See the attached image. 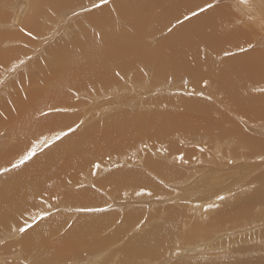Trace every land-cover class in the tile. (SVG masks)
Here are the masks:
<instances>
[{
	"label": "rangeland",
	"instance_id": "obj_1",
	"mask_svg": "<svg viewBox=\"0 0 264 264\" xmlns=\"http://www.w3.org/2000/svg\"><path fill=\"white\" fill-rule=\"evenodd\" d=\"M30 1L0 0V33L16 32L15 36L20 33L30 40L28 43L8 37L0 42V54L11 55L10 66H2L1 71L6 74L1 79L9 76L21 62L15 56L18 48V54H27L30 58L23 64L26 68H18L0 84V170L10 169L0 175V188L2 190V185L5 189L0 192V219L3 220L0 221V264H132L141 261L140 257L144 262L140 264H264V144L260 146L262 153L254 155V147L264 140V120L250 117L251 113L264 109V91H261L264 89V0H152L154 3L109 0L99 8L92 5L100 0H80L75 9L71 1L56 0L53 5L50 0H39V9L33 16L36 33L21 25L13 26L19 6L23 4L19 17L26 11L24 20L32 13ZM143 1L148 4L147 11L141 5ZM208 4L213 7L207 8ZM140 5L147 13L134 9L135 6L140 9ZM102 7H108L112 13L114 52L117 50L113 53L111 68L114 73L107 74L106 87L98 86L90 93L84 88L89 100L81 107L70 106L72 101L69 100L66 108L53 105L49 111L38 114L41 106L37 105V110L24 118L29 104L13 103L9 95L15 91L26 99L34 88L32 80L40 84L36 79L40 75L35 68L37 63L43 69L47 65L57 67L51 51L59 41L71 50L76 48L74 42L84 34L76 20L86 33L97 37V29L84 18L92 12L97 15ZM201 8L205 11L201 12ZM193 11L197 15L193 16ZM19 17L17 23H20ZM62 18L66 28H57L63 26ZM205 19L213 21L210 29ZM199 26L207 29L202 36L194 31ZM56 29L57 36L53 34ZM230 33H234V37H230L234 40L224 36ZM182 40L190 41L192 47L203 46L204 52L211 48L205 68L216 74L217 84L221 74L235 68L242 70L239 80L223 89L225 95L222 90L210 92L201 83L205 80L196 82L195 74L187 68L191 51L184 57L179 54L182 50L177 49ZM213 41H219L216 51H212ZM260 62L258 68L253 69L252 64ZM62 68L66 78L71 76L69 65ZM23 79L24 87L20 82ZM70 90V93L75 91ZM71 98L75 97L71 95ZM231 102L235 110L231 109ZM16 107H20L21 112L15 119ZM121 113L132 117L120 126L117 121L108 122L112 114ZM52 114L60 118L69 115L70 124L58 128L57 123L66 121L43 119ZM136 119L143 121L136 123ZM191 120L194 124H190ZM228 120H232L234 126ZM102 125L104 128L100 127ZM169 125H174L172 131L168 130ZM69 127L75 131L49 147L43 146L44 140L51 141L56 133L67 131ZM93 127V133H81ZM239 133L249 135L251 140H261L251 147L239 145L236 143L242 140ZM61 143L66 145L60 146ZM33 145H39L36 156L12 169L11 164ZM232 151L238 154L231 157ZM168 157L180 162L175 163ZM32 169L38 175V180L35 175L31 177L34 182L27 178ZM137 172L139 174H134ZM102 178H106L105 182ZM11 186L15 189L18 186L20 191ZM26 223L33 226L21 235L16 229ZM82 227L88 231L80 229ZM162 228H167L168 233L163 234L158 244H150L158 235L156 230ZM76 229L80 234L75 236ZM95 229L97 233L93 232ZM81 232H89V235ZM44 239L47 241H42ZM24 241L29 245L28 250ZM144 251L150 257H144ZM41 256L48 261L40 262Z\"/></svg>",
	"mask_w": 264,
	"mask_h": 264
},
{
	"label": "bare ground",
	"instance_id": "obj_2",
	"mask_svg": "<svg viewBox=\"0 0 264 264\" xmlns=\"http://www.w3.org/2000/svg\"><path fill=\"white\" fill-rule=\"evenodd\" d=\"M32 1V3H33V6H31L33 9H32V13L24 20V15H25V13H26V11H24V13L21 15V17H19L20 18V23H19V21H18V23H16L15 24V19H16V17H17V13H21V11H22V9H23V7L21 6H19L20 8L18 9V12L17 13H15V15H14V17H13V26L14 27H17V25H18V27H20V25L22 26V27H24V28H26L27 30H29V31H31V32H34V33H36L37 32V27L35 26V20L33 19V16L35 15V13L38 11V2H40L39 0H31ZM30 1V2H31ZM55 1L56 0H50V2H52V4L53 5H55ZM66 1H71V3H70V5L72 6H74V9H75V7H77V3L80 1V0H63V2H66ZM75 1V2H74ZM92 1V0H91ZM95 1H97V0H95ZM120 1H122V0H119L118 1V3H120ZM93 2V1H92ZM145 2H147V0L145 1ZM148 2L150 3V2H152V3H154L152 0H148ZM155 2H157V1H155ZM164 2H165V0H164ZM117 3V2H116ZM143 3H144V1H143ZM30 4V3H29ZM144 4H146V3H144ZM144 4H141V5H143L142 7L143 8H145V6H147L148 4H146V5H144ZM165 4V3H164ZM27 5V4H26ZM119 5V4H118ZM141 5L139 6V8L140 9H137V7L135 6V8L134 9H136V10H140V13H141V10H143V8L141 9ZM51 6V5H50ZM65 6H67V4H65ZM122 6H124L125 7V5L124 4H122ZM127 6H128V4H127ZM17 7V6H16ZM133 7V6H132ZM127 8V7H126ZM125 8V9H126ZM130 8V7H129ZM147 8V7H146ZM146 8H145V10H146ZM148 8H149V6H148ZM73 9V10H74ZM119 9V8H118ZM122 9V8H121ZM132 9V8H131ZM79 10V9H78ZM77 10V11H78ZM120 10V9H119ZM128 10V9H127ZM136 10H134V11H136ZM145 10H143L145 13H147ZM149 10V9H148ZM76 11V12H77ZM98 11V10H97ZM121 11V10H120ZM149 11H152V10H149ZM16 12V11H15ZM128 12V11H127ZM137 12V11H136ZM29 13V12H28ZM75 13V12H74ZM97 13V15L96 14H94L93 12L92 13H90V14H88L84 19H89L90 20V22L92 23V25L94 26V28H96L97 29V37H95V36H91V35H89V33H86L87 31L84 29V27H82V25H81V23H78L77 21H79V20H76V22L75 23H77V24H79L78 26H79V29H81L82 30V33H84L83 34V36H82V38L81 37H79L74 43L77 45H75L76 46V48H74V49H72L71 50V48L70 47H68L65 43H62V40L61 41H59L58 42V44H57V46L56 47H54V50H52L51 51V53H54V59H55V61H56V63H55V65L57 66V67H51L50 65H49V68H48V65H47V67H46V69H43L41 66H40V64L39 63H37L38 64V66H35V65H31V66H35V68L38 70V74H40L36 79H38V80H40L39 82H40V84L37 82L36 83V81H35V79H33L32 80V85L34 86V88H33V90L32 91H30V93H29V95H28V97L26 96V99H22V98H20L19 96H18V94L17 93H15V91L13 92V95H12V93L9 95V100H11L13 103H17V104H22V105H26V104H29L28 105V111L25 113V115H24V118H26V117H28L29 116V114L32 112V111H35V110H37L36 109V107H37V105H40L41 106V109H40V111H39V113L38 114H42V112H45V111H49L51 108V106H53V105H59V106H62V107H65V106H68V105H66L67 103H70V101L69 100H71L72 102L70 103V106H73V107H78V106H83L88 100H89V95L88 94H85L84 92H86L87 90H83L84 88L86 89V87L89 89V92L88 93H90V91H92L93 89H96V87H100V86H105L106 87V84L109 82V79H105V78H107L108 76H107V74L109 75V74H113L114 72H112L111 71V68L113 67L112 66V64H114L113 63V53H115V52H117V50L114 52V44H115V38L113 37V35H114V24H113V22H112V13L109 11V9H108V7H102L98 12H96ZM125 13H126V11H125ZM138 13H139V11H138ZM145 13H143V15H145ZM137 14V13H136ZM142 14V13H141ZM139 15V14H138ZM163 15H164V13H163ZM3 16V15H2ZM60 16V15H59ZM62 16V15H61ZM74 16H76V15H74ZM138 17H140V19L141 18H144V16L143 17H141V16H138ZM147 17V16H146ZM213 17V16H212ZM59 18H61V17H59ZM205 18V17H204ZM80 19V18H79ZM149 19V18H148ZM196 19V18H195ZM208 19V18H207ZM62 20V22H60L59 20V22L60 23H62L63 24V26H57V25H55V26H57V28L59 27H65L64 25V23H63V18L61 19ZM72 21L74 20V19H71ZM70 20V21H71ZM132 20H134V19H132ZM137 20V19H136ZM206 20V19H205ZM212 20V19H211ZM70 21H68V22H70ZM70 22V23H73V22ZM140 21V20H139ZM148 21V20H147ZM146 21V22H147ZM207 21V20H206ZM210 21V20H209ZM209 21H207L206 23H209L210 24V26H209V28L208 29H210L211 27H212V23H213V21L211 22H209ZM2 22V21H1ZM58 22V23H59ZM80 22V21H79ZM196 22V21H195ZM129 23V22H128ZM136 23V22H135ZM134 23V24H135ZM143 23V22H142ZM141 23V24H142ZM200 23V22H199ZM214 23H216L215 21H214ZM77 24L75 25V26H77ZM129 24H131V22L129 23ZM140 24V23H139ZM140 24V25H141ZM150 24V22H148V23H146V25L148 26ZM203 24H205V23H203ZM61 25V24H60ZM68 25H69V23H68ZM73 25V24H72ZM90 26H91V24H89ZM67 26V25H66ZM78 26H77V28H78ZM68 27V26H67ZM82 27V28H81ZM141 27V26H140ZM151 27V26H150ZM66 28V27H65ZM64 28V29H65ZM92 28V27H91ZM54 30H55V28H53ZM61 30V29H60ZM59 30V31H60ZM63 30V29H62ZM81 30H79V35L81 34L80 33V31ZM85 30V31H84ZM149 30V29H148ZM152 30V29H151ZM206 30L207 29H202L200 26L199 27H196V28H194V31L197 33V34H199V36H202L203 34H205V32H206ZM65 31V30H64ZM225 31V30H224ZM145 32V31H144ZM149 32H150V30H149ZM226 33H227V31H225ZM240 32V34H242V32L241 31H239ZM15 33L16 32H14V33H12L11 32V34H9V33H7L6 31H5V33H0V42H2L5 38H8V37H10L9 39L10 40H20V41H23V42H30V40L27 38V37H25V36H23V35H21L20 33H18V35L17 36H15ZM58 32H57V29H56V33H53V34H57ZM124 33V32H123ZM123 33H122V35H123ZM151 33V32H150ZM191 33V32H190ZM190 33H189V35H190ZM52 34V36H53V38H55V35H53ZM75 34V33H74ZM119 34V33H118ZM235 34H238V33H235ZM82 35V34H81ZM131 35V34H130ZM130 35H128L129 37H130ZM142 35V34H141ZM188 35V34H187ZM52 36H50L51 38H52ZM57 36V35H56ZM78 36V35H77ZM184 36V35H183ZM182 36V37H183ZM192 36H193V34H192ZM224 36H226V39H233L234 40V38H230V37H234V33H230V34H227V35H224ZM75 37H76V35H75ZM170 37V36H169ZM185 37V36H184ZM189 37V36H188ZM52 38V39H53ZM66 38V37H65ZM117 38V37H116ZM121 37H119L118 39H120ZM187 38V37H186ZM50 39V38H49ZM72 39V38H71ZM118 39H116V41H119ZM123 39V38H122ZM132 39V38H131ZM141 39V38H140ZM170 39V38H169ZM187 39H189V38H187ZM51 40V39H50ZM74 40H75V38H74ZM97 40H99L100 41V43H97ZM217 40H219V39H217ZM64 41V40H63ZM102 41V42H101ZM138 41V40H137ZM70 42H71V40H70ZM120 42H122V40L120 41ZM123 42H125V39L123 40ZM131 42H132V40H131ZM135 42V41H134ZM136 43V42H135ZM180 44H177V49H179V50H182L181 51V53H179L180 55H182V56H184V57H186V54H189V52L191 51V58L188 60V62H187V68L193 73V74H195V78H197V80H196V82L198 83V82H201V81H203V80H205V81H203V82H201V83H203L205 86H206V88H208L209 89V91L211 92V91H220V90H222V94L223 95H225L226 94V92L223 90L225 87H227V86H229V85H232V84H234V83H236L238 80H239V78H240V75H241V72H242V70L241 69H239V68H235V69H233V70H231V71H229V72H226V73H223V74H221V81H220V83L219 84H217V82H216V80L214 79V77L216 76V74L215 73H213V71H207L206 70V68H205V61H206V58H207V56H208V51H209V49H211V48H209L208 50L206 49V52H204V48H203V46H194V47H192L191 45H190V41L188 42V41H186V40H182V41H180L179 42ZM187 43H189V46L188 47H186V45H187ZM219 43V41H213V44H214V48L212 49V51H216L215 49H216V47H215V45L216 44H218ZM72 44H73V42H72ZM116 44H119L118 42L116 43ZM176 44V43H175ZM69 45V44H68ZM122 45V44H121ZM125 45H127V44H125ZM139 45V44H138ZM230 45V44H229ZM119 47V46H118ZM125 47V46H124ZM205 47V46H204ZM205 48H207V47H205ZM115 49H117V48H115ZM127 49H129V48H127ZM134 49V48H133ZM126 50V49H125ZM16 52V54H15V56H16V59H18V60H20V61H23V63H19V65L17 66V67H15V70H13V71H11V73H9L10 75L9 76H7V77H5V78H2L1 79V77L4 75V73H5V71H1V70H3L2 69V66H3V68H5L6 66H10V64H11V59L9 58L11 55H8V53H7V55L8 56H6V53L4 52H2L1 54H0V58H1V61H0V84L2 83V81H4V79H6V78H9V77H11L13 74H15V72L17 71V69L18 68H20V67H22V66H24L23 64H27L29 61H30V58L27 56V54H18V52H19V48L17 49V51H15ZM122 52V51H121ZM179 52V51H178ZM170 53V52H169ZM256 53V52H255ZM121 54V53H120ZM126 54V53H125ZM179 54H178V56H179ZM115 55V54H114ZM122 55V54H121ZM24 56H26V57H24ZM173 56V55H172ZM116 57H117V55H116ZM20 58V59H19ZM170 58V57H169ZM262 58H263V56H262ZM135 59H136V57H135ZM252 60H254V57L253 58H251ZM258 59V58H257ZM260 60V59H259ZM264 60V59H263ZM19 62V61H18ZM133 62V61H132ZM263 62V63H262ZM262 62H260V63H254V64H252V65H254V67H253V69H257L258 68V66L262 63L263 65H264V61H262ZM140 63V62H139ZM64 65H69L70 67H71V76H68L67 78L65 77V75H64V73H65V70L62 68V66H64ZM5 66V67H4ZM29 67V66H28ZM10 68H12V67H10ZM23 68H26L25 66L23 67ZM39 68V69H38ZM21 69V68H20ZM28 69V68H27ZM25 70V69H24ZM36 70V71H37ZM19 72H20V70H18ZM29 72V70H26L25 72ZM35 71V72H36ZM111 71V72H110ZM6 72H8V71H6ZM19 72H17V73H19ZM3 73V74H2ZM37 73H36V75H37ZM6 74V73H5ZM204 74V75H203ZM17 75V74H16ZM203 75V76H202ZM15 76V75H14ZM194 76V75H193ZM209 76L210 77H212L211 79H209ZM20 78H22V76L20 77ZM110 78V77H109ZM141 78V77H140ZM194 78V79H195ZM31 80V79H30ZM20 82L23 84L22 85V87H24V79L23 80H20ZM206 83V84H205ZM91 85H93V86H95L94 88L93 87H91V88H89V86H91ZM29 86V85H28ZM17 87V86H16ZM15 87V88H16ZM12 89L14 90V88L12 87ZM23 89V88H22ZM29 89V88H28ZM70 89H75V91L74 90H72V93H70V92H68ZM26 90V89H25ZM23 91V90H22ZM71 91V90H70ZM80 91V92H79ZM94 91V90H93ZM92 91V92H93ZM17 92V91H16ZM28 92V91H27ZM70 93V94H69ZM87 93V92H86ZM213 93V92H212ZM21 94V93H20ZM95 94V93H94ZM22 95H23V93H22ZM71 95H73V97H75V98H71L70 99V97H71ZM93 95V94H92ZM96 95H97V93H96ZM91 96V95H90ZM95 96V95H94ZM92 98V97H91ZM94 98V97H93ZM25 100V101H24ZM93 100V99H92ZM90 103V102H89ZM124 104H128V103H124ZM15 105V104H14ZM108 105V104H107ZM111 105V104H110ZM118 105V104H117ZM120 105V104H119ZM138 105V104H137ZM231 109H234L235 110V104L234 103H232L231 102ZM86 106H88L87 104H86ZM93 106V105H92ZM121 106V105H120ZM111 107V106H110ZM66 108V107H65ZM85 108V107H84ZM130 108V107H129ZM89 109V108H88ZM87 109V110H88ZM92 109V108H91ZM105 109V108H104ZM106 110V109H105ZM16 111L18 112H16V116H15V119L17 118V116L19 115V113L21 112V108L20 107H16ZM84 111H86V110H84ZM113 111V110H112ZM224 112V111H223ZM233 112V111H232ZM104 113H105V111H104ZM36 114H37V112H36ZM228 114V113H227ZM252 116H256V117H258L259 118V120H264V109H259L258 111H256V112H254V113H251L250 114V117H252ZM77 117V116H76ZM132 116H129V115H126V114H112L111 115V119L108 121V122H118L119 124L117 125V126H120L121 124L123 125V124H125V123H127V121H128V119H130ZM73 118V117H72ZM110 118V117H109ZM21 119V118H20ZM44 120H51V121H54V120H57V119H63V120H65L66 122L65 123H62V122H59V123H57L56 125H57V127L58 128H61V127H63L65 124H68L70 121H69V119H70V116L68 115H62L61 116V118H60V115H57V114H52V115H48V116H46V117H44L43 118ZM74 119V118H73ZM107 119V118H106ZM18 120H19V118H18ZM75 122H77L78 120L77 119H75L74 120ZM141 122V121H143L142 119H136L135 120V122L136 123H138V122ZM105 122V121H104ZM228 122H229V124L231 125V126H234V124H233V121L232 120H228ZM70 124V123H69ZM95 124V123H94ZM190 124H194V120H191V122H190ZM154 125V124H153ZM109 126V125H108ZM170 127L168 128V130L169 131H172L173 130V127H174V125H169ZM173 126V127H172ZM192 126H194V125H192ZM229 126V125H228ZM56 127V128H57ZM100 127H102V128H104L103 127V125L102 126H100ZM110 127V126H109ZM5 128V127H4ZM114 128V127H113ZM157 128V127H156ZM95 128L93 127V128H89V130H86V131H83V132H81V133H93L92 131L94 130ZM158 129V128H157ZM160 129V128H159ZM162 130H163V128H161ZM232 129V128H231ZM230 129V130H231ZM40 131V130H39ZM55 131V130H54ZM59 131V130H58ZM62 131V130H61ZM159 131V130H158ZM168 131V132H169ZM41 132V131H40ZM57 132V131H56ZM60 132V131H59ZM78 132V131H77ZM110 132V131H109ZM109 132H107V133H109ZM126 132V131H125ZM105 133V132H104ZM118 133V132H117ZM235 134V133H234ZM240 134V138L242 139L241 141H240V139L239 138H236V140L237 139H239L238 141H236V143H238L239 145H246V146H248V147H251V146H254V145H256L261 139H256V140H251L250 138H249V135H246L245 133L243 134V133H239ZM243 134V135H242ZM91 135V134H90ZM121 134H119V136H117L118 138L119 137H121L120 136ZM237 135H238V133H237ZM93 136V135H92ZM169 136V135H168ZM236 136V135H235ZM78 137V136H77ZM77 137H75V138H77ZM228 137H230V136H228ZM115 138V137H114ZM157 138V137H156ZM233 138V137H232ZM83 139V138H82ZM231 139V138H230ZM72 140V139H71ZM80 140V139H79ZM88 140V139H87ZM98 140V139H97ZM97 140H95V141H97ZM228 140V139H227ZM195 141H197L196 139L194 140V142ZM231 141H232V139H231ZM235 142V141H234ZM71 144V143H70ZM234 144V143H233ZM262 144H264V140L262 141V142H260L256 147H254V150H255V153H254V155H256V154H258V153H262L261 151L263 150L262 148H260V146L262 145ZM62 145H66V144H63V143H61L60 144V146H62ZM113 145V144H112ZM232 145V144H231ZM79 146V145H78ZM86 146V145H85ZM131 146V145H130ZM226 146V145H225ZM238 146V145H237ZM245 146V147H246ZM100 147V146H99ZM231 147H233V146H231ZM230 147V148H231ZM55 148V147H54ZM97 148V147H96ZM58 149V148H57ZM65 149V148H64ZM88 149V148H87ZM89 149H90V147H89ZM88 149V150H89ZM240 149V148H239ZM244 149V148H243ZM55 150V149H54ZM62 150V149H61ZM74 150H75V148H74ZM78 150V149H77ZM83 150V149H82ZM231 150H232V148H231ZM56 151V150H55ZM84 151V150H83ZM18 152V151H17ZM66 152V151H65ZM87 152V150H85V153ZM89 152V151H88ZM225 152V151H224ZM53 152L51 151V154H52ZM55 153H57V152H55ZM58 153H59V151H58ZM57 153V154H58ZM226 153V152H225ZM54 154V153H53ZM66 154H69V153H66ZM65 154V155H66ZM73 154V153H72ZM76 153H74L73 155H75ZM81 154H82V151H81ZM84 154V153H83ZM110 154V153H109ZM229 154V153H228ZM234 154V155H233ZM236 154H238L237 152H235V151H232V152H230V156L231 157H233V156H235ZM251 154V153H250ZM54 155H56V154H54ZM63 155V154H62ZM64 155V156H65ZM80 154L79 153H77V155L76 156H79ZM182 155H183V153H182ZM61 156V155H60ZM70 156V155H69ZM184 156V155H183ZM229 156V155H228ZM228 156H226V157H228ZM46 157H48V156H46ZM56 157V156H55ZM80 157V156H79ZM185 157V156H184ZM170 160H172V161H174L175 163H179L180 161L177 159V158H173V157H168ZM247 159H248V157H246ZM47 159L48 158H45L44 159V161L46 160V162H47ZM54 159V158H53ZM59 159V158H58ZM65 159V158H64ZM50 160V159H49ZM62 160H63V156H62ZM66 160H69V159H66ZM177 160V161H176ZM9 161V160H8ZM11 161V160H10ZM39 161H41V160H39ZM51 161H53V160H51ZM70 161V160H69ZM55 162V161H54ZM57 162V161H56ZM55 162V163H56ZM39 163V162H38ZM44 163V162H43ZM51 163H53V162H51ZM50 163V164H51ZM60 163V162H59ZM65 163V162H64ZM63 163V164H64ZM61 164V163H60ZM29 165V164H28ZM43 165V164H42ZM158 165V164H157ZM29 167V166H28ZM40 167V166H39ZM30 168H32V166L30 165ZM38 168V167H37ZM46 168V167H45ZM44 168V169H45ZM29 169V168H28ZM35 169V168H34ZM34 169H32V170H30V172H29V174L27 175V178L29 177V178H31V177H33L34 175H35V177H36V179H37V174H36V171L34 170ZM156 171H157V169H155ZM163 170V169H162ZM24 171V170H23ZM28 171V170H27ZM33 171V172H32ZM123 171V170H122ZM24 173V172H23ZM120 173H123L125 176H128V177H130V175H128L127 173H125V172H120ZM128 173H131V172H128ZM141 173V172H140ZM163 173H165V172H163ZM167 173V172H166ZM17 175H15V176H18V173H16ZM19 174H22V173H19ZM49 174V173H48ZM115 174V173H114ZM134 174H139L138 172L137 173H134ZM159 174V173H158ZM24 175V174H23ZM26 175V174H25ZM50 175V174H49ZM117 175V174H116ZM116 175H114V177H116V178H120L119 176L117 177ZM121 176H122V174H120ZM144 175V174H143ZM142 174H141V176H143ZM14 176V175H13ZM15 176H14V178H15ZM110 176V175H109ZM112 176V175H111ZM137 176V175H136ZM184 176H186V175H184ZM9 177H10V175H9ZM128 177H127V179H128ZM135 177V176H134ZM144 177V176H143ZM8 178V177H7ZM21 178V176L19 177V179ZM26 178V179H27ZM53 178V177H52ZM132 178V177H131ZM18 179V180H19ZM32 180H33V178H31ZM35 179V178H34ZM35 179V180H36ZM103 179V180H102ZM101 180L102 181H104L105 179L104 178H102ZM132 179H134V178H132ZM136 179H139V177L138 178H136ZM38 180V179H37ZM62 180V179H61ZM129 180V179H128ZM131 180V179H130ZM146 180V179H145ZM144 180V181H145ZM168 180H170L169 178H168ZM218 180V179H217ZM50 181H52V180H50ZM57 181V180H56ZM120 181V180H119ZM132 181V180H131ZM141 181V180H140ZM33 182H34V180H33ZM48 182V181H47ZM105 182V181H104ZM124 182V181H123ZM175 182H176V179H175ZM50 183V182H49ZM53 183H55V182H53ZM64 183V182H63ZM125 183V182H124ZM127 183V182H126ZM135 183V182H134ZM142 183V182H141ZM143 184V183H142ZM122 185H123V183H122ZM178 185V184H177ZM12 186H14V185H12ZM11 186V188H14V187H12ZM20 186H22V185H20ZM119 186V185H118ZM1 187H2V190H4L5 191V189H3V186L1 185ZM16 187V186H15ZM18 187V186H17ZM16 187V189H18ZM25 187V186H24ZM7 188H9V187H7ZM23 188V187H22ZM37 188V187H36ZM119 188V187H118ZM120 188H121V186H120ZM119 188V189H120ZM122 188H124L123 186H122ZM15 189V188H14ZM15 189V190H16ZM44 189H45V187L42 189L43 190V192H44ZM116 189H117V187H116ZM1 190V188H0V192L2 191ZM11 190V189H10ZM19 190V189H18ZM22 190V189H21ZM27 190H29V189H27ZM132 190V189H131ZM14 191V190H13ZM20 191V190H19ZM19 191H18V195L21 193H19ZM84 191V190H83ZM122 191V190H121ZM3 192V191H2ZM27 192H29V191H27ZM45 192H47V190L45 191ZM44 192V193H45ZM119 192V191H118ZM6 194H7V192H5ZM9 193V192H8ZM25 193V192H24ZM31 193V195H32V192H30ZM67 193V192H66ZM80 193H82V191L80 192ZM79 193V194H80ZM86 193V192H85ZM122 194H123V192H122ZM24 195V194H23ZM45 195V194H44ZM71 195V194H70ZM3 196V198H4V195H2ZM29 196V195H28ZM6 197V196H5ZM45 197V196H44ZM71 197V196H70ZM69 197V198H70ZM8 198V197H7ZM6 198V199H7ZM83 198V197H82ZM87 198V197H86ZM9 199V198H8ZM28 201V200H27ZM31 201V200H30ZM81 201V200H80ZM4 202V201H3ZM29 202V201H28ZM82 202V201H81ZM5 203V202H4ZM10 203V202H9ZM15 203V202H14ZM1 204V203H0ZM16 204V203H15ZM14 204V205H15ZM18 204H20L19 202H18ZM14 205H12V206H14ZM21 205V204H20ZM18 206V205H17ZM0 207H1V205H0ZM15 208H16V205L14 206ZM30 207H32V205L30 206ZM13 208V207H12ZM6 209V208H5ZM17 209L18 208H16V211H17ZM13 210V209H12ZM15 210V209H14ZM22 210V209H21ZM20 209H19V211H21ZM0 211H2V209L0 210ZM31 211V210H30ZM6 212V211H5ZM7 213V212H6ZM8 214V213H7ZM6 214V215H7ZM4 215V214H3ZM21 217V216H20ZM2 218V217H1ZM97 218V217H96ZM218 218V217H217ZM88 219V218H87ZM2 219H0V221H1ZM46 220H48V219H46ZM51 220H54V219H51ZM59 220H61V219H59ZM64 220V219H63ZM84 220H86L85 219V217H84ZM90 219H88V221H89ZM3 221V220H2ZM62 221V220H61ZM80 222H82V220L80 221ZM86 222H87V220H86ZM57 223V222H56ZM77 223V222H76ZM89 223V222H88ZM82 224V223H81ZM89 225V224H88ZM180 225V224H179ZM57 226V225H56ZM79 226V225H78ZM81 226V225H80ZM97 226V225H96ZM95 226V227H96ZM18 227V226H17ZM51 227H53V226H51ZM72 227V226H71ZM79 228V227H78ZM55 229V228H54ZM54 229H52V230H54ZM80 229H83V227L82 228H80ZM79 229V230H80ZM86 229V228H85ZM85 229H83V230H85ZM93 229H94V227H93ZM92 229V230H93ZM179 229H180V226H179ZM77 230V229H76ZM87 231H88V229H86ZM85 230V231H86ZM91 230V229H90ZM91 230V231H92ZM96 230L97 229H95L93 232H95V233H97L96 232ZM167 228H162V229H157L156 230V232H157V236L150 242V244H158V242H159V240L161 239L162 240V236H163V234L164 233H168L167 231ZM170 230V229H169ZM178 230V229H177ZM51 231V230H50ZM90 231V232H91ZM43 232H46V231H43ZM93 232H91V233H93ZM178 232V231H177ZM37 233V232H36ZM52 233H54V232H52ZM76 233H77V235H79L80 233L78 232V230L75 232V236H76ZM82 233V232H81ZM84 233V235L86 236V235H89V232L87 233V234H85V232H83ZM82 233V234H83ZM81 234V235H82ZM47 235H48V233H47ZM50 235V234H49ZM49 235H48V237H49ZM74 236V234H71L70 236ZM195 235L196 236H200V233H195ZM208 235V234H207ZM30 236V235H29ZM74 236V237H75ZM47 237V236H46ZM67 237V236H66ZM94 237V236H93ZM114 237V236H113ZM164 237H165V235H164ZM195 236L194 235H192V238L193 239H195L194 238ZM73 238V237H72ZM203 238H204V235H203ZM23 239H24V237H23ZM22 239V240H23ZM26 239V238H25ZM35 239V238H34ZM39 239V238H38ZM92 239V238H91ZM165 239H167V238H165ZM87 240V239H86ZM190 240H191V237H190ZM41 241V240H40ZM42 241H47V240H42ZM84 241V240H83ZM165 241V240H164ZM163 241V242H164ZM38 242V241H37ZM196 242V241H195ZM24 244H26V246L23 244V246H25L26 248H27V246H29V245H27V243H26V241H24L23 242ZM39 243V242H38ZM94 243V242H93ZM29 244V243H28ZM86 244V243H85ZM31 245V244H30ZM160 245V244H159ZM32 246V245H31ZM89 246V245H88ZM87 246V247H88ZM154 246V245H153ZM153 246H151V247H145V250L148 248H152ZM158 246V245H157ZM24 247V248H25ZM73 247H74V245H73ZM85 247H86V245H85ZM160 247V246H159ZM25 248V249H26ZM32 248V247H31ZM65 248V247H64ZM128 248V247H127ZM156 248V247H155ZM27 250H28V248H27ZM30 251H31V249H30ZM49 252V251H48ZM145 252V255H144V257H146V258H148V257H150V255H148V257H147V251H144ZM148 252H150V251H148ZM152 252V251H151ZM153 252H155L154 250H153ZM27 253H28V251H27ZM57 253V252H56ZM58 254V253H57ZM150 254V253H149ZM47 255H50V254H47ZM128 256H130V253L128 254ZM139 256H141V255H139ZM44 257V256H43ZM217 257V256H216ZM39 258V257H38ZM37 258V259H38ZM45 259H46V257H44ZM50 258V257H49ZM140 258H142V260L141 261H137V262H133L132 264H140L141 262H143V257H140ZM40 259V262L41 261H44V260H42V256H41V258H39ZM47 260V259H46ZM48 261V260H47ZM124 262V261H123ZM127 262V261H126ZM45 263V262H44ZM144 263V262H143ZM148 263V262H147ZM10 264H12V263H10ZM47 264H48V262H47Z\"/></svg>",
	"mask_w": 264,
	"mask_h": 264
},
{
	"label": "snow or ice",
	"instance_id": "obj_3",
	"mask_svg": "<svg viewBox=\"0 0 264 264\" xmlns=\"http://www.w3.org/2000/svg\"><path fill=\"white\" fill-rule=\"evenodd\" d=\"M108 2H109V0H100L99 3H94V4L92 5V7H93V8H99V7H101L102 5H104V4L108 3ZM212 7H213L212 4H208V5H207V8H212ZM86 10H87V9H86ZM200 11H201V12L205 11V8H201ZM192 15H193V16L197 15V12H196V11H193V12H192ZM185 18L187 19V17H185ZM249 47H251V45H249ZM242 50H243V49H242ZM21 63H23V61H21ZM117 75H118V73H117ZM261 91H264V89H261ZM201 95H202V94H201ZM57 111H59V109H57ZM79 127H80V125L77 124V125H76V128H79ZM73 131H75V129L72 128V127H69L67 131H60V132L56 133V134L52 137V140H51V141H49V140H44V141L42 142V143H43V146H44V147H49V146H51L52 143H55L56 141L61 140L63 137L67 136L69 133H71V132H73ZM38 146H39V145H33L28 151H26V153H25L24 155H22V156L19 158L18 161H16V162H14V163L11 164V168H12V169L19 168L20 166L24 165L26 162L32 160L33 157H35L36 154H37V147H38ZM181 159H182V157H181ZM97 167H98V166H97ZM9 170H10L9 168L5 167L4 169L0 170V175H2L4 172H7V171H9ZM87 210H88V211H93V210H95V211H102V209H87ZM42 218H44V217H41V219H42ZM33 220L35 221V220H36V217H33ZM32 226H33L32 224H30V223H26L24 226H20V227H18V228L16 229V231H17L18 233H20L21 235H23V234L27 233V231H28L30 228H32Z\"/></svg>",
	"mask_w": 264,
	"mask_h": 264
},
{
	"label": "water",
	"instance_id": "obj_4",
	"mask_svg": "<svg viewBox=\"0 0 264 264\" xmlns=\"http://www.w3.org/2000/svg\"><path fill=\"white\" fill-rule=\"evenodd\" d=\"M22 5H23V4H22ZM22 5H21V6H22ZM21 6H20V7H21ZM18 17H19V13H18V15H17V17H16V19H15V24L17 23Z\"/></svg>",
	"mask_w": 264,
	"mask_h": 264
}]
</instances>
